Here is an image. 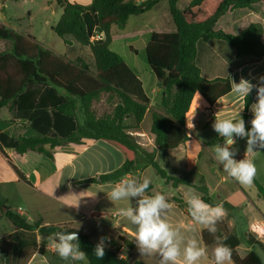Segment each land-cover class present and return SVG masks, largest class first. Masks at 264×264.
Instances as JSON below:
<instances>
[{
	"label": "crops",
	"instance_id": "0c3cea01",
	"mask_svg": "<svg viewBox=\"0 0 264 264\" xmlns=\"http://www.w3.org/2000/svg\"><path fill=\"white\" fill-rule=\"evenodd\" d=\"M6 1L0 0V23L17 32L19 30L15 26V18L8 16L5 12L4 3ZM66 1L86 6L92 0ZM144 1L146 0H135L138 4ZM190 1L178 0L177 8L185 9ZM217 1L219 0H208V2ZM50 3L57 8L52 13V21L48 23L51 37L49 35L40 36L38 33L28 30L21 32L22 35L31 36L37 43L36 39H52V36L55 35L52 32V27L58 21L62 10L56 0H50ZM251 23L261 24L263 29L261 41L264 42L263 2L254 4L251 8L233 9L225 12L218 18L214 29L237 35ZM175 31L176 27L170 16L167 0L158 2L148 12L130 16L123 29H118L116 26L110 27L109 48L117 53L134 72L149 101L143 119L137 127L134 126L135 122L131 116L124 119L123 123L128 128L126 132L135 139L143 151L153 152L154 162L168 176L182 182L176 187L172 186L171 182L166 183L151 166L144 164L141 157L136 169L122 178L143 179L149 169L153 170L155 176L150 180L147 194L154 195L159 192L173 204V212L169 218L173 225L180 227L186 234H190L188 232L190 226L196 228V234L208 252V259L201 260L200 264H212L213 249L216 246L215 237H218L220 225L217 223L215 234H210L207 231L206 237L209 242L206 244L203 240V232L206 229L195 225L187 210V199L191 195H195L193 186L199 193V187L205 188L208 196L213 200L224 201L229 205L231 204L225 197L229 195L236 197L237 200L232 206L238 202L237 204L243 208L242 212L248 224L247 229L253 228L252 230L256 234L255 239L262 245V248L257 245L249 246L241 241L237 248L238 254L244 256L256 248L264 252V241L258 240L264 236V207L261 205L262 197L259 196L254 184V181L257 182L264 190V149L257 147L254 149L256 152L247 153L245 156L246 138H237L238 142H244L245 147L237 150L235 159L239 160L244 157L251 159L257 168L253 183L245 188L223 171L222 165L214 159L213 147L215 145H210L213 138L219 136L212 128L215 118L237 117L240 111L241 116L244 114V99L238 98L230 92L231 79L239 82L243 77L253 84H258L259 77L264 76V57L237 58L235 51L222 40L198 41L195 62L201 77L206 81L222 80L223 82L219 86L224 88L226 84L228 90L220 94L212 104H208L199 93H196L185 120L188 140L184 145L162 152L156 148L154 137L150 133L152 112L163 113L161 108L162 84L149 69L146 59L145 62L137 59L135 45H140L145 52L151 33H174ZM70 39L72 38L70 37ZM2 47H0V52L8 48ZM81 47L84 48V51L75 55H61L45 48L52 51L54 55L69 61L81 59L91 72H95L94 59L90 49ZM126 47L133 53V57L122 55ZM255 102L256 92L246 112L248 119L245 124L248 127H251L250 121L253 117L250 110L251 105ZM114 106L115 101H108L107 97L103 95L93 103L92 108L98 116H101L110 113ZM46 135L56 136L51 131ZM19 137H41V134L32 129L27 119L14 118L8 110V106L1 108L0 148L3 153L0 152V202L4 206L24 217L29 223L39 222L42 227L54 226L78 231L79 235L88 237L95 244L101 237H108L110 242L106 241V249L115 251L121 256V259L128 262L159 264L158 256H142L140 254L132 237L134 226L120 217L119 209L127 206V202L120 201L113 204L107 198L106 192L111 190L122 178L117 182L109 183H100L97 178L115 171L122 165L123 156L116 148L104 141L82 139L80 144L65 143L54 148L50 151L52 158H48L33 151L18 154L12 144ZM222 143L223 141L217 144ZM205 153L208 158L206 164L200 168L199 161L202 154ZM240 155L241 158H239ZM164 157L166 161H164ZM13 166L22 174L25 181L19 178ZM170 173H174L175 176ZM95 178H97L95 182H87V180ZM244 193L251 199V196L256 194L252 199L254 203L247 202ZM199 197L201 198V193ZM175 199L180 200L181 204ZM131 203L135 206V199H132ZM233 224L225 221L226 231L236 234L228 229ZM47 237L38 231L16 230L0 211V264H88L87 260L75 262L62 260L48 246ZM12 249L15 250L14 255ZM225 264L234 263L230 260Z\"/></svg>",
	"mask_w": 264,
	"mask_h": 264
},
{
	"label": "trees",
	"instance_id": "16d2710c",
	"mask_svg": "<svg viewBox=\"0 0 264 264\" xmlns=\"http://www.w3.org/2000/svg\"><path fill=\"white\" fill-rule=\"evenodd\" d=\"M160 1L146 0L138 4L135 0H92L89 5L83 6L56 0L62 12L52 32L58 38L70 36L74 42L88 47L94 59L95 72H91L83 60L69 61L56 56L31 36L19 34L0 23V45L8 47L0 52V109L8 106L14 118L27 119L32 129L41 134V137H19L14 141L12 145L18 154L33 151L52 158L50 151L65 143L80 144L82 139L100 140L116 148L123 156V163L118 169L97 177L100 183L117 182L132 173L140 157L166 183L171 182L176 187L182 182L168 176L154 162L153 152L143 151L126 132L128 128L123 123L124 119L131 116L137 127L149 101L134 72L109 48L111 26L123 29L130 16L148 12ZM167 2L176 31L151 33L145 47L146 63L163 88V113L152 112L150 128L154 144L162 152L184 145L188 140L185 120L196 93L212 104L228 90L226 84L224 88L219 86L222 80L206 81L201 77L195 62L198 41L222 40L235 51L237 58L264 57L261 24L251 23L237 35L214 29L218 18L225 12L251 8L254 4L264 3V0H191L183 10L177 8L178 0ZM93 31L102 33L103 40L91 43L89 38ZM255 92L253 89L244 100L242 117L245 123ZM103 95L108 101L114 100L115 106L110 113L98 116L92 105ZM49 131L56 136H47ZM222 141L223 138L216 136L210 145ZM13 168L25 181L22 174ZM97 178L87 182H95ZM254 184L264 200V190L257 182L254 181ZM198 190L204 202L213 206L223 204L226 211L232 208L224 201L213 200L205 188L199 187ZM175 201L181 204L180 200ZM0 211L16 230L22 232L38 231L49 236L59 228L42 227L39 222L29 223L1 202ZM219 225L218 237L224 238L230 247L234 264H264L255 251L240 256L237 252L241 244L238 235L226 231L224 220L219 221ZM206 233L207 230L203 232V240L207 244ZM79 244L81 250L87 253L88 264H145L128 262L106 248L103 259H97L94 255L96 244L86 236L79 235ZM247 245L262 248L261 243L253 239H249ZM12 254H15L14 249Z\"/></svg>",
	"mask_w": 264,
	"mask_h": 264
},
{
	"label": "clouds",
	"instance_id": "9594fccd",
	"mask_svg": "<svg viewBox=\"0 0 264 264\" xmlns=\"http://www.w3.org/2000/svg\"><path fill=\"white\" fill-rule=\"evenodd\" d=\"M256 90V102L251 105L253 117L251 127L246 128L245 120L238 113L233 118H215L213 130L223 138L222 144L213 147L214 159L222 165L223 171L241 185H251L257 173L255 163L251 159H235L237 138H246L247 153H253L255 148L264 149V76L259 77V83L241 78L239 82L231 79L232 95L245 101L250 93ZM216 117V116H215ZM193 127V125H192ZM150 179L122 178L111 190L107 198L113 203L126 201L127 206L119 209L120 217L134 226L133 241L142 256H158L159 264H200L208 259V252L202 240L196 234V228L189 227L186 234L180 227L170 222L173 204L157 192L148 195ZM135 199V206L131 203ZM187 210L195 225H200L210 234L217 231V223L226 213L223 204L210 205L198 195H191L187 201ZM114 226V225H113ZM115 227V226H114ZM216 246L213 249L212 264H225L231 260V249L224 238L215 237ZM48 246L64 261H86L87 253L81 250L78 231H57L47 237ZM108 237H101L94 247L97 259L105 256ZM264 259V253L258 252Z\"/></svg>",
	"mask_w": 264,
	"mask_h": 264
},
{
	"label": "rangeland",
	"instance_id": "374dc122",
	"mask_svg": "<svg viewBox=\"0 0 264 264\" xmlns=\"http://www.w3.org/2000/svg\"><path fill=\"white\" fill-rule=\"evenodd\" d=\"M58 1L61 3L63 2V0H58ZM4 6H5L6 14L8 16H12L15 18V21H16L15 26L19 30L17 31L19 34H21V32H24L25 30H28L30 32L38 33L40 36L46 37L49 35L48 23L52 21V13L55 10H57V8L53 7V4L50 3V0H7L4 3ZM36 40L38 41L39 44L61 55H75L78 53L80 54L82 51H84V48L79 46L77 43H75L72 39H70L69 36H65L62 39L54 35L52 36V39H36ZM135 48L137 49V54H138L137 59H140L142 62H145V52L143 51L142 47L137 44L135 45ZM122 55L124 57L127 55L130 57H133V53H131L127 47L126 49H124V53ZM234 147L236 148V150H238V149L245 147V145H244V142L237 141ZM236 155H237V152H236ZM207 158H208V155L206 153L204 155L202 154L201 159L199 161L200 168L206 164ZM239 158H241V155L239 156ZM170 174L174 175V173H170ZM154 176L155 174L153 170L149 169V172L146 173L145 178H149L150 180H152ZM200 185H202L201 182H200ZM243 186L247 188V185H243ZM192 189L194 190L195 195L200 196V193L197 191V188L195 186H193ZM224 192L226 193V191ZM255 192L257 193L256 190ZM255 195L251 196L252 199L255 198ZM245 196L247 198L246 199L247 202L250 201L251 203H254L253 200L250 197H248L247 194L244 195V198ZM225 198L231 204L230 206L232 208L226 211L227 214L224 217L225 218L224 221H227V223L229 222L234 223L233 226H230L228 229L238 234L243 244L247 243L249 239L256 240L255 239L256 234L253 232L252 230L253 228H250V230L247 229L248 224L242 212L243 208L237 204L238 202L235 204V206H232L234 202L237 200V198L232 195L231 196L229 195ZM261 201H262L261 205L262 207H264V202L262 198H261ZM258 240L264 241V236ZM254 251L257 254L258 252L264 253L263 251L257 248ZM259 256L261 257V255ZM263 262H264V259H263Z\"/></svg>",
	"mask_w": 264,
	"mask_h": 264
},
{
	"label": "built area",
	"instance_id": "2783aa9c",
	"mask_svg": "<svg viewBox=\"0 0 264 264\" xmlns=\"http://www.w3.org/2000/svg\"><path fill=\"white\" fill-rule=\"evenodd\" d=\"M103 38H104V35L102 33H98L96 31H93V34L90 36L89 41L91 43H93L95 41L103 40ZM118 257L121 258V256H119V255H118Z\"/></svg>",
	"mask_w": 264,
	"mask_h": 264
},
{
	"label": "water",
	"instance_id": "95a60500",
	"mask_svg": "<svg viewBox=\"0 0 264 264\" xmlns=\"http://www.w3.org/2000/svg\"><path fill=\"white\" fill-rule=\"evenodd\" d=\"M57 231H71V230H65V229H63V228H58L57 230H56V232Z\"/></svg>",
	"mask_w": 264,
	"mask_h": 264
}]
</instances>
